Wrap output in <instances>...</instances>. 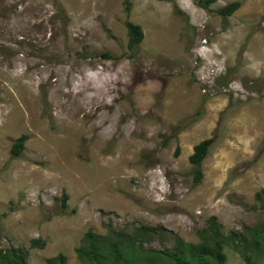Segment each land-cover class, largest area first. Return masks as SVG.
<instances>
[{"label": "rangeland", "instance_id": "1", "mask_svg": "<svg viewBox=\"0 0 264 264\" xmlns=\"http://www.w3.org/2000/svg\"><path fill=\"white\" fill-rule=\"evenodd\" d=\"M206 5L0 0V252L84 264L86 233L113 229L146 257L173 250L168 232L202 244L215 218L224 264H245L264 228V0ZM128 21L144 32L134 50ZM209 138L197 183L190 156Z\"/></svg>", "mask_w": 264, "mask_h": 264}, {"label": "trees", "instance_id": "2", "mask_svg": "<svg viewBox=\"0 0 264 264\" xmlns=\"http://www.w3.org/2000/svg\"><path fill=\"white\" fill-rule=\"evenodd\" d=\"M170 2L172 0H157ZM217 0H207L209 5L215 3ZM241 6L238 1L232 2L225 7L218 10L219 15L227 19L232 16ZM178 11V9H177ZM179 12V11H178ZM188 21V17H186ZM128 31L129 49L134 50L144 40V32L142 27L128 21L126 23ZM27 137L21 136L18 138L11 152L15 158L19 157L24 150ZM214 143V138L205 139L194 147V152L190 156V162L195 166V181L201 182L203 178L202 163L205 160L208 150ZM264 193V191H263ZM257 198L262 202L264 209V201L261 194H257ZM68 200L64 196L63 205L66 206ZM109 235L100 237L92 230H89L81 245L77 249L78 258L84 264H143V260L147 258L145 264H159L164 260H168L173 264H224V235L222 233V226L217 223L215 218H211L207 222V228L201 232L203 236V243L200 245L188 244L178 235L168 232L171 239L174 241V248L171 252H153L150 255L146 254L143 257L142 253H138L135 240H130L122 231L109 230ZM166 234L158 228L149 226H141L137 229L136 235H157L162 236ZM255 238L253 244L246 243L245 249L241 252L245 260V264H254L255 260L262 252L261 240L264 239V228L255 231ZM45 242L40 240H33L32 247L43 249ZM0 264H30L28 261V253L23 249L11 248L6 252H0ZM47 264H67L66 257L63 254L49 259Z\"/></svg>", "mask_w": 264, "mask_h": 264}]
</instances>
